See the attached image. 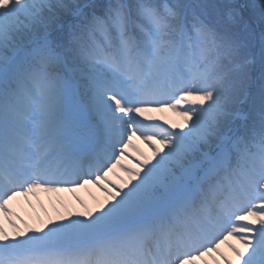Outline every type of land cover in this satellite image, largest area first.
Wrapping results in <instances>:
<instances>
[{
	"label": "snow or ice",
	"instance_id": "1",
	"mask_svg": "<svg viewBox=\"0 0 264 264\" xmlns=\"http://www.w3.org/2000/svg\"><path fill=\"white\" fill-rule=\"evenodd\" d=\"M89 182L97 209L0 226V264H264V0H0V213Z\"/></svg>",
	"mask_w": 264,
	"mask_h": 264
},
{
	"label": "rangeland",
	"instance_id": "2",
	"mask_svg": "<svg viewBox=\"0 0 264 264\" xmlns=\"http://www.w3.org/2000/svg\"><path fill=\"white\" fill-rule=\"evenodd\" d=\"M182 107H185V108H187L188 107V105H183ZM175 112L174 113H172L171 111H167V109H165V114H163L164 112H156V114H159L157 117H160V118H162V121L163 122H167V124L166 125H168V126H171L172 124H175V125H177V126H179V125H183L184 123H185V118L183 117V112L185 111V110H182V109H176V110H174ZM157 144H158V139H157ZM150 146V147H149ZM146 147H147V149H146V151L149 149V148H151L150 150H148L149 151V154L147 153V155H149V157L148 158H151L152 156H153V153L151 152V151H153V148H152V146L149 144V143H146ZM137 165H133V167H136ZM125 177H126V180H122V181H120V182H118V183H124L125 181H127L128 180V173L125 171ZM65 196L67 197V201L69 200L71 203L70 204H68L69 205V209H71V210H73V212H74V216H77V215H79V214H81V213H83V212H86L87 210L81 205V204H79V203H77L74 199H73V196L71 195V194H65ZM86 198V197H85ZM87 199V198H86ZM109 199V197H108V195L106 194V196H104V198L103 199H100L101 201H100V203H102L103 201H105V200H108ZM89 201V200H88ZM90 203H93L94 204V202H92V201H89ZM44 203H46L47 205H48V202L46 201V200H44ZM30 204H31V206H30ZM30 204H25V207L24 208H22V210H21V213H20V215L19 216H15L13 219L15 220V222H16V225H18V228H19V230H22L23 231V229H25V228H27V227H33V226H36V225H38V224H40L41 222H43V221H46L47 222V219H46V216H45V214L43 213V211L39 208V206L38 205H36L35 203H30ZM72 204L73 205H75V207H73L72 206ZM40 205V204H39ZM67 205V206H68ZM95 205V204H94ZM95 206H96V208H95ZM95 206H93L92 205V209L94 210V209H97L100 205H98V204H96ZM80 207H81V209H80ZM32 212V213H31ZM58 214V213H57ZM57 214H55V215H53V218H55L56 217V215ZM35 215H40L41 216V218L43 219V221H40V220H38L37 219V217L34 219V216ZM24 216H26V219L24 218ZM5 223V222H4ZM4 223H3V228L5 229V231H7L9 234H12V235H14L16 232H17V227H14V225L12 224V227L14 228H11L9 225H8V222H6L5 223V225H4ZM0 225H2V222H1V224ZM15 231V232H14ZM236 242H238V243H240V244H242L241 243V241L237 238L236 239ZM243 246V245H242ZM227 249H230L228 246H223V250L222 251H228V252H230L229 250H227ZM232 259H235V256H233L232 257ZM199 264H203V260H201L200 262H199ZM221 264H223V261H221Z\"/></svg>",
	"mask_w": 264,
	"mask_h": 264
},
{
	"label": "bare ground",
	"instance_id": "3",
	"mask_svg": "<svg viewBox=\"0 0 264 264\" xmlns=\"http://www.w3.org/2000/svg\"><path fill=\"white\" fill-rule=\"evenodd\" d=\"M68 205V204H67ZM66 204H65V206L68 208L69 207V205L67 206ZM32 213V212H31ZM68 214H70L69 213V211L67 212ZM37 217V219L38 220H40V221H43V219L41 218V216L40 215H35L34 216V219ZM1 221H2V217H0V224H1ZM1 226V225H0ZM7 232V231H6ZM7 234H8V232H7Z\"/></svg>",
	"mask_w": 264,
	"mask_h": 264
}]
</instances>
